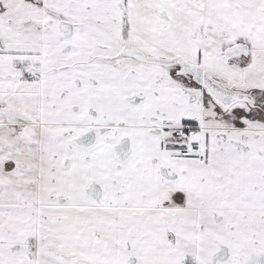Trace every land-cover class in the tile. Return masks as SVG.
Returning a JSON list of instances; mask_svg holds the SVG:
<instances>
[{"label":"snow or ice","instance_id":"snow-or-ice-1","mask_svg":"<svg viewBox=\"0 0 264 264\" xmlns=\"http://www.w3.org/2000/svg\"><path fill=\"white\" fill-rule=\"evenodd\" d=\"M0 264H264V0H0Z\"/></svg>","mask_w":264,"mask_h":264}]
</instances>
